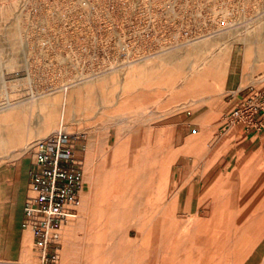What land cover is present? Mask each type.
<instances>
[{
  "label": "rangeland",
  "instance_id": "rangeland-1",
  "mask_svg": "<svg viewBox=\"0 0 264 264\" xmlns=\"http://www.w3.org/2000/svg\"><path fill=\"white\" fill-rule=\"evenodd\" d=\"M58 130L84 148L58 264H264V226L247 244L261 202L264 218V0H0V264L36 262L23 181Z\"/></svg>",
  "mask_w": 264,
  "mask_h": 264
},
{
  "label": "built area",
  "instance_id": "built-area-1",
  "mask_svg": "<svg viewBox=\"0 0 264 264\" xmlns=\"http://www.w3.org/2000/svg\"><path fill=\"white\" fill-rule=\"evenodd\" d=\"M242 114L241 109H236L228 119L237 120ZM83 150L79 136L63 130L34 145L21 228L31 234L36 262L7 264L58 263L60 229L77 217L73 205L83 190L79 160Z\"/></svg>",
  "mask_w": 264,
  "mask_h": 264
},
{
  "label": "crops",
  "instance_id": "crops-1",
  "mask_svg": "<svg viewBox=\"0 0 264 264\" xmlns=\"http://www.w3.org/2000/svg\"><path fill=\"white\" fill-rule=\"evenodd\" d=\"M160 55H163L162 53L160 54ZM159 54H158V56H160ZM146 67H149L148 65H146L144 68L145 69H148V68H146ZM142 69V68H141ZM48 128L46 127V128H40V129H38V130H36V132L34 133V135L35 136H39V135H41V134H43L44 133V131H46ZM29 168H30V166H29ZM29 168H28V170H29ZM9 173L10 172H3V173H1V174H3V177H2V179H1V175H0V187L1 186H4V190H5V192L7 193V195L9 196V192H8V190L6 189L7 187L4 185V183H5V181H6V179L9 177ZM24 183H26V186L28 187V182H29V179H28V171H27V176H26V179L23 181ZM189 183H184L183 185H188ZM27 197V196H26ZM26 199V198H25ZM25 199H24V201H23V203H22V206L20 205V215H19V220H18V228H19V230L21 231V232H29V231H27V230H23L22 228H21V222H22V218H23V205H24V202H25ZM256 209V208H255ZM254 217L256 216V213H254V215H253ZM261 228V227H260ZM62 231V227H61V229H60V232ZM30 233V232H29ZM31 235V234H30ZM31 239H32V237H31ZM264 241H260L256 246H254L252 249H258V248H260V246H261V244L263 243ZM32 250H33V248H32ZM210 258V257H209ZM213 259V258H212ZM58 261H59V259H58ZM213 263V261H209L208 260V263L207 264H210V263ZM58 264V263H57Z\"/></svg>",
  "mask_w": 264,
  "mask_h": 264
},
{
  "label": "bare ground",
  "instance_id": "bare-ground-1",
  "mask_svg": "<svg viewBox=\"0 0 264 264\" xmlns=\"http://www.w3.org/2000/svg\"><path fill=\"white\" fill-rule=\"evenodd\" d=\"M253 207V206H252ZM261 207H262V202L260 203V204H258V206H257V209H255L256 210V216L254 217V220H253V222H252V228H250L249 229V237H248V241H247V244L248 243H250V241L254 238V236H255V233L256 232H258L261 228H259V227H262V226H264V218L263 217H261V213H262V211H261ZM259 226V227H258ZM195 231V230H194ZM193 231V232H194ZM210 238H211V242H212V245H213V242H219V240H215V238H214V236L212 235V236H210ZM246 244V245H247ZM246 245H243V246H241V248H238L237 249V255L239 256L240 254H242V255H245V252H243V250H244V248L246 247ZM211 248H213V246L211 247ZM212 257H213V255H211ZM3 264V263H2Z\"/></svg>",
  "mask_w": 264,
  "mask_h": 264
}]
</instances>
